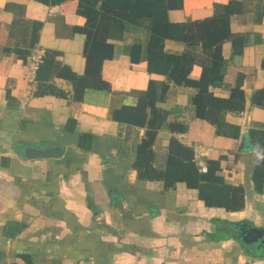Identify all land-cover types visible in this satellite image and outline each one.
<instances>
[{"label": "crops", "instance_id": "0c3cea01", "mask_svg": "<svg viewBox=\"0 0 264 264\" xmlns=\"http://www.w3.org/2000/svg\"><path fill=\"white\" fill-rule=\"evenodd\" d=\"M231 0H183L169 10L171 22L198 21L213 15L217 5ZM241 12L230 19V30L241 38L242 50L233 54L232 42L222 44L226 69L217 96L242 76L245 107L226 120L240 127L237 139L217 136L214 127L196 118L189 102L193 88L169 84L161 106L167 120L186 130L161 129L154 140V165H164L172 137L201 149L205 159L225 157L220 172L244 188V206L229 212L207 207L196 192L179 183L165 189L161 181L139 180L133 168L135 146L145 129L113 120V111L136 104V92L146 89L151 74L146 62L131 63L127 50L147 31L128 24L114 43V55L102 64V78L110 90L87 89L81 101L71 98V86L55 79L65 93L39 94L28 81L30 53H56V59L75 73L84 69L85 36L75 31L85 18L76 11L78 0H0V250L4 264H264V193L250 179L253 152L245 135L264 129V107L252 102L264 87V0H234ZM185 45L166 40L164 50L180 54ZM202 67L193 65L197 79ZM69 119L74 122L69 123ZM82 135L90 136L80 144ZM243 141V142H241ZM242 143V144H241ZM194 152V151H193ZM237 236L217 230L232 226ZM253 229H255L253 231ZM249 233L256 234L248 239ZM245 238V241H243ZM26 255L28 261L20 258Z\"/></svg>", "mask_w": 264, "mask_h": 264}, {"label": "trees", "instance_id": "16d2710c", "mask_svg": "<svg viewBox=\"0 0 264 264\" xmlns=\"http://www.w3.org/2000/svg\"><path fill=\"white\" fill-rule=\"evenodd\" d=\"M60 2L62 0H54ZM183 0H78L77 13L85 18L82 27L75 31L85 36L83 46L84 69L75 73L69 66L56 59V53L46 51L42 55L35 72L39 94L46 92L58 97L65 93L53 84L55 79H63L71 86V98L81 101L87 89L110 90L109 83L101 75L102 64L114 55V43L123 38L128 24L142 26L147 31V40L142 44L134 41L127 50L130 62H146V70L151 74L164 76L165 80L150 79L146 89L137 91L136 104L123 105L113 111V120L128 126L144 128L140 142L135 146L133 168L139 180L161 181L165 189L182 183L196 192V196L207 207L239 211L244 206V188L240 184L228 182L220 173L225 167L218 159H205L196 164L193 149L172 137L167 145L164 165H154L153 144L157 133L166 129L171 133H182L186 126L177 120H167V109L161 106L169 84L190 87L195 90L189 102L196 118L205 120L214 127L217 136L237 139L240 127L226 120L227 113L239 114L245 107L242 76L228 89L226 97L211 92V87L221 86L226 69L222 55V44L230 39L233 54L242 50L241 38L230 30V19L241 12V3L231 0L217 5L212 16L203 20L171 22L168 11L182 7ZM264 16V7L260 16ZM166 40L180 41L185 45L182 53L174 54L164 50ZM32 53H30L31 55ZM202 67L197 79L190 77L194 64ZM264 68V60L261 63ZM252 102L264 107V87L252 96ZM69 119V123H73ZM90 136L82 135L80 144ZM246 146L253 152L250 179L257 193H264V129L252 127L246 135ZM204 168V170L202 169ZM217 230L222 237L237 236L238 228L233 223ZM28 261L26 255H21ZM16 264V263H10Z\"/></svg>", "mask_w": 264, "mask_h": 264}, {"label": "built area", "instance_id": "2783aa9c", "mask_svg": "<svg viewBox=\"0 0 264 264\" xmlns=\"http://www.w3.org/2000/svg\"><path fill=\"white\" fill-rule=\"evenodd\" d=\"M42 54L38 52L37 50H34V52L27 58V65H28V72H27V78L28 81L31 83H35V72L37 70V67L39 63L41 62ZM194 159L198 158L200 156H203L204 153H202L201 149L198 147L194 148ZM204 170V168H202Z\"/></svg>", "mask_w": 264, "mask_h": 264}, {"label": "water", "instance_id": "95a60500", "mask_svg": "<svg viewBox=\"0 0 264 264\" xmlns=\"http://www.w3.org/2000/svg\"><path fill=\"white\" fill-rule=\"evenodd\" d=\"M243 142V141H241ZM242 144V143H241ZM255 229H253L254 231ZM243 241H245V238H243ZM7 255L4 251L0 250V264H4L6 262Z\"/></svg>", "mask_w": 264, "mask_h": 264}, {"label": "flooded vegetation", "instance_id": "af4514ba", "mask_svg": "<svg viewBox=\"0 0 264 264\" xmlns=\"http://www.w3.org/2000/svg\"><path fill=\"white\" fill-rule=\"evenodd\" d=\"M236 231L240 232L239 229L236 230ZM255 237H256V234H254V233H249L248 236H247V238L250 239V240L255 238Z\"/></svg>", "mask_w": 264, "mask_h": 264}]
</instances>
